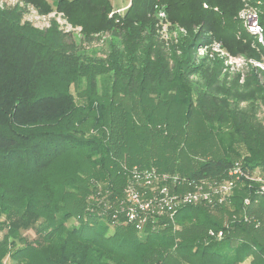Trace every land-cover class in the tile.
I'll return each mask as SVG.
<instances>
[{
    "label": "trees",
    "instance_id": "trees-1",
    "mask_svg": "<svg viewBox=\"0 0 264 264\" xmlns=\"http://www.w3.org/2000/svg\"><path fill=\"white\" fill-rule=\"evenodd\" d=\"M23 1L113 40L104 58H85L73 33L0 8V264H264V196L245 179L228 204L186 205L141 232L86 209L92 182L118 197L132 165L223 179L244 152L243 165L264 172V86L252 71L243 84L219 80L221 60L196 57L217 42L263 59L237 19L245 0H129L122 13L110 0ZM246 2L264 36V0ZM159 9L170 33H185L161 38ZM224 223L221 240L208 236ZM31 228L33 240L22 233Z\"/></svg>",
    "mask_w": 264,
    "mask_h": 264
},
{
    "label": "built area",
    "instance_id": "built-area-1",
    "mask_svg": "<svg viewBox=\"0 0 264 264\" xmlns=\"http://www.w3.org/2000/svg\"><path fill=\"white\" fill-rule=\"evenodd\" d=\"M159 15L165 16L161 10ZM250 31L263 44L259 25L253 24ZM124 172L125 183L121 195L113 199L109 198L110 191L104 189L101 183L92 182L91 191L86 197V209L108 218L111 226L131 225L139 232L146 227L161 228L163 218L172 219L177 209L186 205L214 208L228 204L232 190L240 179L253 186L256 194L264 196V172L245 167L241 157L233 161L223 179H193L138 165L124 167ZM249 202V198L244 199L245 204ZM235 218L236 215H232V220ZM243 220L248 222L250 218L244 215ZM227 226L224 223V228L208 229V236L221 240Z\"/></svg>",
    "mask_w": 264,
    "mask_h": 264
},
{
    "label": "rangeland",
    "instance_id": "rangeland-1",
    "mask_svg": "<svg viewBox=\"0 0 264 264\" xmlns=\"http://www.w3.org/2000/svg\"><path fill=\"white\" fill-rule=\"evenodd\" d=\"M246 1L247 0H245L243 7L237 12V19L241 23L243 29L252 34L250 29L253 24L259 25L261 30L262 27L259 23L257 8L251 6ZM110 2L116 12L121 11L122 13L123 10L127 7L129 0H110ZM15 4L23 10L21 20L28 22L34 28L45 31L46 29H49L53 25H55L56 29L60 30L61 32L63 31L66 33H73L77 40L76 46L80 52L79 54L82 57L104 58L106 56L110 41L113 40V36L110 33L102 32L100 34L91 35L87 38L79 32V27H72L60 13H55L54 11L46 14L40 13L35 7L24 2L23 0H0V8L11 7ZM203 6L206 7V4H203ZM160 10L163 11L162 9H159L157 15L159 18L158 24L160 25L159 33L161 34V38L167 40L169 35L175 37L176 32L182 34L185 33L182 28H174L170 33V25L164 20L165 16L161 17L159 15ZM261 33L264 44L263 30ZM252 35L254 36V38H256L257 41L258 36L255 34ZM263 44L260 43V46L262 48H264ZM204 56H207L209 58L207 63L210 68L213 66L212 62H210L213 57H218L221 60L219 77L217 79L222 80L225 78V80L230 83L237 76V74H239L238 82L243 84L249 73L252 71L254 74H256V76H258L259 83L264 86V57L263 59L258 60L252 58L246 59L241 55L231 56L224 49H222L217 42L199 46L196 48L197 61H199ZM193 79H195V77H193ZM217 84L218 83L215 82L214 86H216ZM241 105H246V101H243ZM256 116L260 123L264 124V104L258 101ZM243 156H245L244 152H242L241 155L237 158H243ZM67 225L75 226L78 225V222H76V220L72 217L67 221ZM3 233L4 231H0V236H2ZM22 233L29 240H33L36 238L35 232L32 228L25 231L22 230ZM247 260L248 259L246 258V261ZM4 261L6 262V264H14L8 258H5Z\"/></svg>",
    "mask_w": 264,
    "mask_h": 264
}]
</instances>
